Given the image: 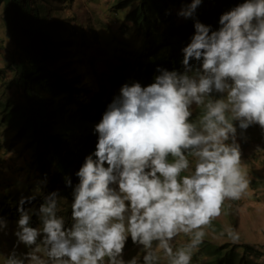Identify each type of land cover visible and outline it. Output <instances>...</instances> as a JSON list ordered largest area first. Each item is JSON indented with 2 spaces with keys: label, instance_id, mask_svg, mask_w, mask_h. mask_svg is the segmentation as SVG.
Instances as JSON below:
<instances>
[{
  "label": "clouds",
  "instance_id": "9594fccd",
  "mask_svg": "<svg viewBox=\"0 0 264 264\" xmlns=\"http://www.w3.org/2000/svg\"><path fill=\"white\" fill-rule=\"evenodd\" d=\"M224 1L217 6L216 13H222L211 34L210 26L195 23V34L175 69L163 64L167 70H159L147 87L125 80L120 95L104 103L105 113L95 126L96 151L85 158L79 171L73 170L79 182L72 188L67 183L48 187L35 195L37 201L45 200L38 213L42 229L29 226L33 217L20 206L15 234L26 246H36L26 254L29 264H105V258L107 264H125L121 259L125 243L143 246V264H160L161 259L166 264H216V253L207 246L244 245L212 242L206 235L225 200L240 203L253 190L254 176L246 171L232 121L238 120L241 129L259 124L264 130V0H242L230 11L227 4L232 0ZM200 3L192 0L179 15L193 16ZM126 6L120 7L124 14L130 8ZM218 25L220 29L214 31ZM71 29L79 38L81 32ZM193 58L202 72L197 71L196 77L178 74L191 70ZM111 76L102 74L104 83ZM213 90L226 97L205 103ZM193 103L206 109L198 123L189 122ZM230 135L233 143L228 144ZM261 137L250 145L264 149ZM190 166L193 171L186 174ZM116 183L119 193L110 187ZM44 192L46 198H40ZM61 196L65 201L74 197L70 229L64 228L67 209H58ZM41 232L46 258L36 254ZM181 235L187 237L184 245L174 247L173 241ZM253 248L262 253L258 245ZM203 255L207 258L200 262ZM238 262L242 264L241 256ZM8 264L24 261L10 257Z\"/></svg>",
  "mask_w": 264,
  "mask_h": 264
},
{
  "label": "trees",
  "instance_id": "16d2710c",
  "mask_svg": "<svg viewBox=\"0 0 264 264\" xmlns=\"http://www.w3.org/2000/svg\"><path fill=\"white\" fill-rule=\"evenodd\" d=\"M135 1L118 26L128 28L127 22L132 24L131 30L142 35L140 50L143 54L126 59L119 69L125 72H111L112 76L106 79L111 83L109 90L104 88L105 78L99 77L98 92L87 100L85 97L91 90L84 72L74 66L64 68L59 61L61 49L52 51L54 43L61 45L74 40L71 25L49 16V0H0V24L7 30V37L0 33V42L2 45L6 37L11 43V48L3 52L5 66L11 74L7 78V72L0 70L2 83L8 89L3 92L10 90L11 95L0 99V124H6L14 132V138L21 141L22 148L28 150L29 160L24 159L28 165L24 180L32 176L33 182L42 189H52L62 183L72 188L79 182V177L73 176V170L78 168L79 171L85 158L96 151L99 134L95 126L105 113L101 111L104 103L120 95L125 80L148 86L160 75L163 64L175 69L184 59L183 49L195 34V23L199 21L210 26L211 34L222 13V10L216 13L217 6L224 0H201L193 16L188 18L179 12L192 0ZM114 4L115 11H119L129 3L116 0ZM59 28L70 38H62ZM219 29L218 25L214 31ZM80 35L85 36V33ZM6 143L13 144L9 140ZM0 144V150L6 149L4 142ZM30 166L33 172H29ZM30 183L26 186L29 191L32 189ZM6 197L7 194L2 212L19 215L21 212L16 205H26L25 201L21 205L24 194L19 201L15 197ZM38 200V207L45 202ZM13 201H16L15 206L4 207ZM238 247L242 254H260L248 244L206 248L216 253V264H235Z\"/></svg>",
  "mask_w": 264,
  "mask_h": 264
},
{
  "label": "rangeland",
  "instance_id": "374dc122",
  "mask_svg": "<svg viewBox=\"0 0 264 264\" xmlns=\"http://www.w3.org/2000/svg\"><path fill=\"white\" fill-rule=\"evenodd\" d=\"M107 1L110 0H49L48 6L50 7V15L54 20H62L78 29L79 32L85 34L96 33L95 37L89 35L83 38L74 37L72 42H65V44L58 45L54 43L52 51L55 49H61L62 58L59 60L64 68H75L84 72L86 79L89 81L91 91L86 95V99L90 100L98 92V78L102 77V74L107 77L108 74L118 72L121 65L126 59L136 55L143 54L140 50V45L143 42L142 35L135 33L130 28L120 29L118 24L122 22L123 9H118L116 12L115 1L111 4ZM129 4L126 8H129L132 4H135V0H125ZM230 1V0H229ZM242 0H232L233 3L227 4V10L230 11L240 4ZM225 2V1H224ZM124 17V16H123ZM127 24V23H126ZM129 24V23H128ZM1 27V34L6 35L7 30ZM59 33L65 40L70 38L67 33H64L59 28ZM80 34V33H79ZM5 37V44L11 48V43L8 38ZM82 39V41L80 40ZM8 43V44H7ZM5 52L8 48H5ZM3 51H0V70L7 72V78L11 74L6 68ZM123 66V65H122ZM191 70L181 71L178 74H187L190 77H196L197 71L202 72V66L200 62L190 63ZM163 70H167L164 67ZM5 75V74H3ZM0 76H2L0 74ZM6 78V79H7ZM0 78V99H5L10 95V90L6 93L3 92L7 89L2 83ZM142 87L146 85L140 84ZM105 87H110L109 82H105ZM8 90V89H7ZM11 96V95H10ZM90 97V98H89ZM226 97V93H220L213 90L205 98V103L209 100L215 101ZM106 108V107H103ZM204 105H197L193 103L190 106L191 116L189 122H194L202 118L205 113ZM236 128L235 143L239 144V150L244 162L246 161L247 173L251 172L254 176L253 187L247 196L240 203L233 202L232 200H225L222 206L221 215L214 219V226L207 232V239L212 242L221 243L224 241H230L234 244H249L251 246H259L261 254L259 257L251 255H241V250L238 251L236 256L237 260H243L244 264H264V149L259 147L258 144L251 146L252 142H257L261 136H264V130L259 127V124L255 127L254 124L250 125L247 129H241L238 120L232 121ZM256 125V124H255ZM250 128L252 132H249ZM240 138V140L238 139ZM6 140L13 142L12 145L6 143ZM0 142H4L6 149L0 150V208L2 207L4 195L7 197H15V200H20L21 194H24L23 200L26 202L22 208L26 211L30 217H33L29 221V226L33 228L42 229L43 224L39 217L38 204L33 205L36 201L35 195L42 191V186L33 182L34 177L24 180L26 173V164L24 159H28V150L22 148L21 141L14 138V132L9 129L6 124H0ZM226 143H233V139L230 138ZM1 146V144H0ZM259 149H262L261 152ZM254 151H251V150ZM189 157L194 158L187 152ZM244 155V156H243ZM172 157V156H171ZM195 159V158H194ZM29 172H33L32 166L29 168ZM193 169L190 166L186 172L189 174ZM31 182L32 189L29 191L26 186ZM117 193H119L118 183L110 185ZM29 191V192H28ZM24 192V193H23ZM40 198H46L47 193H41ZM6 197V198H7ZM74 197H71L68 201H65V197H59L58 209L63 211L67 209V216L63 218L64 228L70 229L74 223L73 219L70 221V215L72 214V203ZM129 204L128 201L125 202ZM16 201L4 205V207L11 208L15 206ZM18 205V204H17ZM16 205L18 210L21 207ZM33 205V206H32ZM27 209V210H26ZM19 215L12 216L2 212L0 220L4 221V227L0 228V264H7L8 258L15 257L16 259L24 261V264H29L27 259V253L35 250V245L29 247L19 242L16 232L19 230L18 221ZM72 216V215H71ZM230 233L234 235H230ZM43 233L37 239V244L41 245L37 255L46 258V253L43 250L42 240ZM130 235V234H129ZM185 236H179L173 241L174 247L183 246L186 241ZM155 244V242H154ZM145 255V250L142 245L125 243V247L122 252L121 259L125 264H129L130 261L136 259L138 261ZM207 256L203 255L199 258L200 262H204ZM237 260L235 262H237ZM50 264V262H49ZM105 264H107V258H105ZM137 264H143V260L137 262ZM160 264H166V261L161 259Z\"/></svg>",
  "mask_w": 264,
  "mask_h": 264
},
{
  "label": "crops",
  "instance_id": "0c3cea01",
  "mask_svg": "<svg viewBox=\"0 0 264 264\" xmlns=\"http://www.w3.org/2000/svg\"><path fill=\"white\" fill-rule=\"evenodd\" d=\"M5 48H8L9 49V47H7V45L5 44L4 41L2 42V45H1V42H0V51H3Z\"/></svg>",
  "mask_w": 264,
  "mask_h": 264
}]
</instances>
